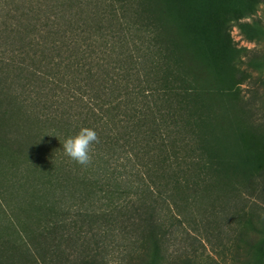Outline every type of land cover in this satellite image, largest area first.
<instances>
[{
  "label": "trees",
  "instance_id": "1",
  "mask_svg": "<svg viewBox=\"0 0 264 264\" xmlns=\"http://www.w3.org/2000/svg\"><path fill=\"white\" fill-rule=\"evenodd\" d=\"M259 3L0 0V264H177L219 215L264 260Z\"/></svg>",
  "mask_w": 264,
  "mask_h": 264
},
{
  "label": "rangeland",
  "instance_id": "2",
  "mask_svg": "<svg viewBox=\"0 0 264 264\" xmlns=\"http://www.w3.org/2000/svg\"><path fill=\"white\" fill-rule=\"evenodd\" d=\"M227 2L237 4L240 0H227ZM256 8V15L264 22V4L259 3ZM231 33L237 46L263 47L260 42L247 40L238 26H233ZM257 203L260 204L258 205L260 209L264 208L263 199L257 200ZM243 232L250 235L255 234L254 231L248 230L242 225L231 227V224H227L220 215L212 218L210 223L205 226L201 225V231L190 230L191 237L195 238L192 239L194 244L188 245L177 264L183 263V260H189L192 264H253L248 238L243 237ZM257 261L255 264H264L263 259L259 260L258 258ZM174 263L175 257L171 256L165 264Z\"/></svg>",
  "mask_w": 264,
  "mask_h": 264
},
{
  "label": "clouds",
  "instance_id": "3",
  "mask_svg": "<svg viewBox=\"0 0 264 264\" xmlns=\"http://www.w3.org/2000/svg\"><path fill=\"white\" fill-rule=\"evenodd\" d=\"M99 142V136L93 128L82 127L75 135L65 139L63 150L77 164L88 166L92 163L93 145Z\"/></svg>",
  "mask_w": 264,
  "mask_h": 264
}]
</instances>
